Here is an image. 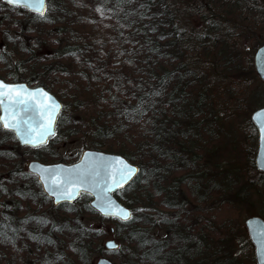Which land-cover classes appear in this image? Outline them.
I'll return each mask as SVG.
<instances>
[{
	"label": "trees",
	"instance_id": "16d2710c",
	"mask_svg": "<svg viewBox=\"0 0 264 264\" xmlns=\"http://www.w3.org/2000/svg\"><path fill=\"white\" fill-rule=\"evenodd\" d=\"M94 7L113 25L104 27L92 14ZM4 9L11 16L3 14ZM19 12L29 19L20 23ZM17 25L21 27L14 32ZM262 25L264 0H48L43 16L0 0V77L44 85L63 102L55 136L33 149V157L75 161L79 154L62 156L58 147L78 137L84 148L123 154L140 168L136 180L116 193L132 208L128 222L99 216L85 194L77 201L81 209H74L77 203L58 207L70 214L56 232L74 237L71 245L78 257L72 264L91 263L88 250L102 253L103 238L110 234L102 227L85 228L81 210L114 223L120 246L113 256L118 264H203L205 258H213L212 264H245L232 255V227L205 216L219 203L235 201L229 182L206 177L196 152L201 138L195 132H179L172 119L180 118L192 103L200 110L206 77L223 72L240 53L239 36L254 34ZM38 39L48 45L45 54L38 50ZM39 62L50 78H41ZM200 113L192 116L198 119ZM71 117L75 122L68 125ZM194 141L197 146L188 148ZM16 158L22 155L0 141V169L5 163L12 166ZM20 170L33 185L7 190L0 198L14 193L20 199L40 195L49 200L37 177ZM213 191L218 192L215 201ZM239 200L248 201L245 196ZM4 216L0 244L14 232L9 225L21 221ZM36 237L40 248L43 242L52 244L50 232Z\"/></svg>",
	"mask_w": 264,
	"mask_h": 264
},
{
	"label": "rangeland",
	"instance_id": "374dc122",
	"mask_svg": "<svg viewBox=\"0 0 264 264\" xmlns=\"http://www.w3.org/2000/svg\"><path fill=\"white\" fill-rule=\"evenodd\" d=\"M2 13L11 16L9 10L4 9ZM92 14L100 19L104 27L107 28V24L113 25V22L97 8L94 7ZM23 15L19 12L18 18L22 20L20 23L29 19ZM192 21L195 22V19L189 22L191 25ZM20 27V25L15 26L14 32ZM10 36L12 37L13 34L10 33ZM239 37L242 46L239 55H235L223 72L206 77L202 86L205 96L200 110L197 111L195 103H192L185 108V113L180 118L172 119V122L178 123L179 132H191L187 133L189 136L194 135L192 132H195L201 138L196 152L197 158L200 159L199 164L206 172V177H221L222 180L229 182L228 189L235 201L219 203L218 207L211 208L210 214L205 216L211 218L215 224L231 226L234 237L231 245L235 247V253L232 255L245 264H256L252 244L244 227L246 218L264 212V176L254 164L258 134L251 121L253 111L264 106V82L258 79L253 64L254 53L264 42V25L259 26L254 34ZM38 42L41 45L38 50L45 54L48 51V45L46 46L43 40L38 39ZM37 67L40 68L41 73L39 74H43L40 62ZM44 75L41 78H44ZM46 77L50 78V75L46 74ZM51 79L59 84L57 76L52 75ZM200 88L201 86L197 87V89ZM189 91L190 89L187 88L186 92ZM190 109L193 110L192 113H189ZM196 112H201L198 119L192 116ZM69 120L68 125L75 122L74 117ZM0 141L4 148L16 149L17 154L22 155V159L16 158L12 161V166L5 163L6 165L0 169V194L5 196L7 190L11 192L18 186L33 185L30 179L22 176L24 174L20 168L27 171V163L34 158L35 152L33 149L17 147L19 144L15 143L14 137L12 138L10 133L6 134L1 130ZM67 143L58 147V152L62 156H73L84 149L82 140L78 137L69 139ZM195 146H197L196 141L187 147L194 148ZM45 153L49 154V151ZM33 191L36 195L41 194V190H37L36 187L35 189L33 187ZM213 194L212 201H215V195L218 192L213 191ZM10 196L8 193V197L0 198V222L4 220V215H15V220L20 218L21 221L18 226L13 225L15 222L9 225L11 231L14 232L8 234L9 237L5 244H0V264H60L63 260L72 264V261H77L76 256L78 255L71 245L74 237L68 236L67 233L61 235L56 232L57 225L70 220V214L66 212L65 207L56 208L51 200H45L40 195L34 200L20 199L14 193L12 197ZM243 196L248 200L245 203L239 200ZM4 204H6L5 207ZM82 205L79 202L74 209L76 210V207L81 209ZM80 215L85 228L100 229L102 227L109 232L114 227L112 221L101 222L96 215L85 213V210H81ZM4 231L6 232L7 229ZM46 232L53 234L52 244L47 245L43 242V248H40V242L34 238H37L36 234L43 236ZM14 235L13 242L11 239ZM110 238H115V236L107 234L103 240ZM209 245L210 248L213 247L212 242H209ZM45 247H47L46 251ZM88 254L91 261L89 264H94L100 256H108L115 264H118L112 252L104 250L96 255L88 250ZM213 261V258H205L202 263L212 264Z\"/></svg>",
	"mask_w": 264,
	"mask_h": 264
},
{
	"label": "water",
	"instance_id": "95a60500",
	"mask_svg": "<svg viewBox=\"0 0 264 264\" xmlns=\"http://www.w3.org/2000/svg\"><path fill=\"white\" fill-rule=\"evenodd\" d=\"M7 3V0H4ZM15 7H23L22 5H12ZM47 0H45L44 7L41 10L43 14L47 11ZM25 8V7H23ZM29 11L35 12L41 15L39 12L26 8ZM42 14V15H43ZM254 66L256 73L264 82V44L259 46L254 55ZM0 81H4L7 84L13 85H22L24 90L27 93H36L38 89H42L45 93H47V97L36 96L34 101L29 102V107L31 110V114L33 116L34 124L33 127L36 129H40V125L42 122V118L40 116L41 105L51 106L53 103L59 105V109L56 112L54 117V131L56 129V123L58 121V116L62 110V102L57 99V97L48 91L43 86L31 87L26 82H7L4 79L0 78ZM24 100H28L29 97L25 95L23 97ZM25 105H21L20 109H18V119L24 117V113L22 111ZM264 111V107L255 110L251 115V121L255 125L258 133V147L254 159V164L256 168L264 174V140L261 139V134L259 131V125L256 119H254L256 113ZM0 115H4L3 109H0ZM14 132L16 138L20 142L22 146H30L26 145L21 139V134H18L14 130L6 129ZM52 135L48 136L46 139V143ZM39 139V138H37ZM45 144V143H44ZM43 145V144H41ZM40 145V146H41ZM130 166L134 172L131 175V178L126 182H123L121 187L116 188L112 184V175L117 173V170L121 167V163ZM28 169L31 173L35 174L38 177L40 185L43 188V191L49 196L52 197L54 205H58L63 202L73 203L76 201L81 194L87 193L91 195L92 200L90 201V206L96 210L101 216H106L110 218H118L122 221H128L132 217V210L123 204L115 195V192L127 187L134 179H136L139 173V167L130 162V160L118 153H111L103 150L97 149H85L82 152L81 157L78 161L73 163L66 162H54V163H46L39 160H32L29 162ZM117 180L120 179L117 174L115 177ZM68 180H72L75 183L71 185H67V192L70 193V196L61 195V193L65 190V184H61V181L67 182ZM108 185H112L113 190L107 191ZM263 194H264V182H263ZM106 199H110L113 205V208L108 209L106 207ZM120 210H124L130 213V218L125 220L120 215ZM109 213V214H106ZM245 228L247 229L249 238L254 246V254L257 264H264V235H261V232L264 231V218L258 215L250 216L245 220ZM119 243L115 239H109L105 242V247L108 250H116ZM109 245H114V247H110ZM96 264H114L112 260L108 257H99L96 260Z\"/></svg>",
	"mask_w": 264,
	"mask_h": 264
},
{
	"label": "snow or ice",
	"instance_id": "6c2138e0",
	"mask_svg": "<svg viewBox=\"0 0 264 264\" xmlns=\"http://www.w3.org/2000/svg\"><path fill=\"white\" fill-rule=\"evenodd\" d=\"M7 3L31 8L42 15L43 12L41 10L44 7L45 0H7ZM25 95L29 97L27 101L23 99ZM37 95L42 98L47 97V93H45L42 89H38L36 93H27L22 85L7 84L4 81H0V109H3L4 111V115H0V126L4 129H11L18 134H21L23 142L26 145H31L33 147H38L41 144L46 143L48 136L55 135L54 117L60 107L55 103L51 106L41 105L39 114L42 121L46 120V122L41 123L39 130L34 128L33 116L28 105L30 101L35 100ZM21 105H25L22 109L24 117L18 119V109H20ZM254 119L258 122L261 139L264 140V111L256 113ZM120 163L121 167L117 170V173L113 174L111 177L112 184L116 188L121 187L123 182L129 180L134 172L130 166L123 164V162ZM117 174L120 177L119 180L115 178ZM74 183L75 182L72 180H68L67 182L61 181V184H65V190L61 193V195L70 196L71 194L66 190L67 185ZM106 187L109 192L113 190L112 185H108ZM106 207L108 209L113 208L110 199H106ZM120 215L123 219L127 220L130 218L131 214L124 210H120ZM261 235H264V231L261 232ZM109 246L114 247V245Z\"/></svg>",
	"mask_w": 264,
	"mask_h": 264
},
{
	"label": "flooded vegetation",
	"instance_id": "af4514ba",
	"mask_svg": "<svg viewBox=\"0 0 264 264\" xmlns=\"http://www.w3.org/2000/svg\"><path fill=\"white\" fill-rule=\"evenodd\" d=\"M1 127V129L3 130V131H5L3 128H2V126H0ZM7 131H5V133H6Z\"/></svg>",
	"mask_w": 264,
	"mask_h": 264
}]
</instances>
